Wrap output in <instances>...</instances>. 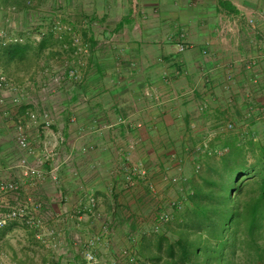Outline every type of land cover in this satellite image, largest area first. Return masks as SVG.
I'll return each mask as SVG.
<instances>
[{
    "label": "crops",
    "instance_id": "crops-1",
    "mask_svg": "<svg viewBox=\"0 0 264 264\" xmlns=\"http://www.w3.org/2000/svg\"><path fill=\"white\" fill-rule=\"evenodd\" d=\"M59 20L86 44L84 55L69 33L54 31ZM35 25L45 30L40 41L29 35ZM2 31L25 40L0 43L9 83L0 91V181L20 182L30 214L61 234L56 250L36 241L27 252L3 235L25 224L8 222L0 246L10 264H85L72 236H94L103 221L110 223L97 251L103 263L129 264L120 252L132 247L139 264H156L139 249L154 244L147 227L174 195L172 178L189 179V168L226 137L237 143L240 128L264 122L249 109L264 99V0H0ZM228 122L237 130L225 132ZM19 129L28 150L17 145ZM21 158L46 174L57 167V181L23 176ZM140 166L146 176L128 183ZM88 196L93 212L77 217ZM14 202L0 192V211Z\"/></svg>",
    "mask_w": 264,
    "mask_h": 264
},
{
    "label": "trees",
    "instance_id": "trees-1",
    "mask_svg": "<svg viewBox=\"0 0 264 264\" xmlns=\"http://www.w3.org/2000/svg\"><path fill=\"white\" fill-rule=\"evenodd\" d=\"M257 147L256 164L248 165L232 147L218 179L203 178L204 188L190 197L189 224L181 225L176 240L168 244L167 264H237V255L243 264H264V143ZM160 239L158 245L166 240Z\"/></svg>",
    "mask_w": 264,
    "mask_h": 264
},
{
    "label": "built area",
    "instance_id": "built-area-1",
    "mask_svg": "<svg viewBox=\"0 0 264 264\" xmlns=\"http://www.w3.org/2000/svg\"><path fill=\"white\" fill-rule=\"evenodd\" d=\"M28 4H31L28 2ZM250 22H252L250 20ZM38 25H35L34 27L30 26L29 30H33L29 35L31 38L35 41H40L41 38L45 35V30L41 27H38ZM53 29L55 32H59L60 35L65 31L70 34V43L74 49L75 53L79 55H84L87 52L86 44H84L80 37L75 34L74 32L70 31V27L65 24H61L60 20L56 21L54 23ZM25 40L24 37L17 36V35H11L7 31H2L0 33V43L2 45H7L9 43L12 44H18L23 43ZM67 43L63 45V48H67ZM184 50V47L180 45L178 47V51L182 52ZM68 77L70 79L77 80L79 77L74 70H70L68 72ZM59 80V78H56V82ZM251 82L255 85L257 83L256 78H252ZM9 87V83L7 80V77L4 73V70L0 66V91L6 89ZM0 101H2V97L0 98ZM251 112H257V114L261 117L262 120H264V99L260 102L258 106H252L249 108ZM29 118L31 120H35L37 118V115L32 112L29 114ZM50 119L47 112L43 113V125L47 132L52 134L50 131ZM237 130L236 125L233 122H228L224 126L225 132H234ZM243 135H247L248 132H243ZM250 133H248L249 135ZM53 135V134H52ZM255 134H251V136H254ZM17 145L20 149L28 150L29 144L26 135L24 132L19 129L17 137H16ZM208 149L207 142L203 143L202 147L198 146L195 148L198 153H202L203 151H206ZM194 150V151H195ZM219 154L222 153L221 151L218 152ZM17 167L21 170L23 176L28 178H36L39 180H42L47 175L53 182L57 181V167H52L48 174L44 173L42 169H39L38 167H35L34 165H31L25 158H21L17 164ZM196 169H199V165L195 167ZM133 175L144 177L146 176V170L140 166L135 168L134 170H129L127 177H128V183H131V178ZM178 178H172L173 182H177ZM22 189V184L20 182H7V181H0V192L6 193V194H12L14 196V204L11 205L7 211L2 212L0 211V230L10 221H20L23 222L25 225H27L29 228L34 230V237L35 239L43 244V246L47 249L56 250L59 245V233L55 228H49L45 227L44 222L42 219L38 217H34L30 214V211L28 209V204L31 203L29 199L23 200L20 198V193ZM87 204L83 206L81 209H78L76 211V216L81 217L83 213L87 212H93L92 209L95 207L96 202L95 199L92 196H88L87 198ZM41 205L39 203L34 204L35 209H39ZM169 217L167 213H161L156 218V226H154V231H158L160 228V224L163 222L168 221ZM109 225L110 223L108 221H103L100 225L99 233L87 237L85 239H80L78 236L75 237V244H77L81 250L79 252L80 256L84 260L85 264H103L97 257L96 250L100 246L102 239L106 238L108 232H109ZM132 241V240H131ZM122 257L126 258L127 262L129 264H136L137 259L134 254L133 248H124L121 251ZM112 264V263H111ZM114 264V263H113ZM123 264V263H120ZM149 264V263H147Z\"/></svg>",
    "mask_w": 264,
    "mask_h": 264
},
{
    "label": "rangeland",
    "instance_id": "rangeland-1",
    "mask_svg": "<svg viewBox=\"0 0 264 264\" xmlns=\"http://www.w3.org/2000/svg\"><path fill=\"white\" fill-rule=\"evenodd\" d=\"M250 128H240L239 129V133L241 134L243 132H248L250 133L248 135L245 136V140H243V138H236V141H234L233 139V143L231 142V138L228 136L226 137L227 140H225L228 146V150L226 149V145L220 146L217 149H212L210 154L208 156H205V160L202 161L201 163L197 164L199 165V169L196 168H189V176L190 178L188 179V177L186 176H178V180L176 183H173V190H174V195L171 196L169 199H167V201L165 202H160L159 203V207L157 209V211L160 215L161 213H167L168 214V221L163 222L162 224H160V228L158 231H154V226H156L157 222H156V218L154 219L153 217V222L152 224L149 223V220L146 221V225H149V230L146 233V241L152 240L154 242L153 245L151 244H147L145 243L144 245L140 246V253L146 256H157L158 257V261L156 262V264H167V262H169L170 260V255H169V251H168V244L175 241L176 240V233L178 228L180 229V226L183 224H189V220L192 217V205H191V200L190 197L194 195V193L197 191V189L200 188H204L205 186V182L203 180V178H214V179H218L217 174L218 172L221 173L222 168H223V160L229 158L230 156V150L231 148H237L239 151V153L244 156L245 162L248 165H254L256 164L258 158H259V148L257 147L258 144H260V142L264 143V122L261 121H256L253 124H250L249 126ZM242 129V130H241ZM244 129V131H243ZM229 133V132H228ZM254 133V136H251V134ZM230 138V139H229ZM235 139V140H236ZM231 140V141H230ZM230 147V148H229ZM236 149V150H237ZM219 151H221L222 153H218ZM193 154L199 156L198 151H193ZM196 165V166H197ZM195 166V167H196ZM181 171V170H180ZM182 173V172H181ZM255 179V178H254ZM150 190H155L153 187ZM190 214V216H189ZM17 231L15 233H11V231H5L4 232V238H5V242L7 240V242H10L12 244H20L21 246H23L25 249V244H30V245H35L36 244V239L34 237V230L33 232L31 231V229H29L28 227H26L25 225L19 223L18 227L15 228ZM201 231L202 232L204 230L203 227H201ZM59 233V237L61 236L60 232ZM150 233V234H149ZM203 233V232H202ZM161 236H165L166 240H162L161 241V245L157 246V239L159 240ZM206 236V235H205ZM205 236L203 235V237L205 238ZM59 245H60V239L59 238ZM75 235L72 236V240L73 242L75 241ZM191 238L195 237V236H190ZM78 238L80 239H85L86 237H82V235L78 234ZM137 239V237L135 238V240ZM1 240V239H0ZM10 240V241H9ZM134 240V241H135ZM161 240V239H160ZM66 241V240H65ZM64 239H62V246H64L65 243ZM38 242V241H37ZM133 242V241H132ZM152 242V243H153ZM4 242L1 243L0 246V264H10V252H8V250L6 249V247L3 245ZM40 243V242H39ZM43 246V244H41ZM79 247L77 244L74 245ZM5 247V248H3ZM44 247V246H43ZM242 249H245L244 246H241ZM79 250L78 253L80 252L81 248H78ZM99 247L96 250V254L98 251ZM27 252H29V248L28 250L26 249ZM178 248L176 246H174V255L175 259L177 256V252ZM240 253V252H239ZM121 254V252H120ZM98 259L103 263L102 259L97 256ZM239 256H235L233 260H235L237 262V264H243L241 261H239V259H237ZM82 258V257H81ZM151 258V257H150ZM138 260V258H137ZM238 260V261H237ZM174 261V260H172ZM147 262V261H146ZM151 264L152 262L149 261ZM103 264H107V263H103ZM139 264V260L138 263ZM191 264V263H189Z\"/></svg>",
    "mask_w": 264,
    "mask_h": 264
}]
</instances>
